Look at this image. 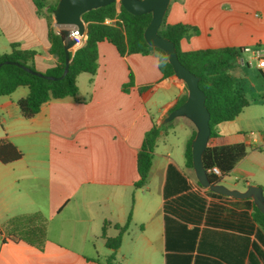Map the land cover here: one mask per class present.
I'll return each instance as SVG.
<instances>
[{
  "label": "crops",
  "instance_id": "1",
  "mask_svg": "<svg viewBox=\"0 0 264 264\" xmlns=\"http://www.w3.org/2000/svg\"><path fill=\"white\" fill-rule=\"evenodd\" d=\"M46 1L61 7L70 0ZM162 16L197 29L181 40L183 51L264 46V0H169ZM52 18L55 33L58 25H76L72 17ZM11 45L34 51L40 73L55 65L46 8L0 0V55ZM97 53L95 74L77 76V100L47 101L26 120L16 104L26 87L0 97V140L22 152L17 161L0 162V264H264V232L251 217L254 201L264 204V134L252 132L264 120V85L205 144L245 148L213 190L185 166L187 140L204 130L200 112L172 113L181 97L187 105L196 100L189 78H163L156 54L121 56L107 41ZM152 125L160 134L146 182L136 188L137 154ZM129 213L120 247L108 249L103 223L114 237L113 225Z\"/></svg>",
  "mask_w": 264,
  "mask_h": 264
},
{
  "label": "trees",
  "instance_id": "2",
  "mask_svg": "<svg viewBox=\"0 0 264 264\" xmlns=\"http://www.w3.org/2000/svg\"><path fill=\"white\" fill-rule=\"evenodd\" d=\"M33 1L38 11L46 8L49 51L56 57L55 65L43 74L59 77L64 70L65 56L61 38L51 24L52 16L58 13L60 6L48 5L46 0ZM168 2L169 0H119V5L112 1L83 12L81 19L86 24L87 38L80 49L70 53L69 68L61 80H47L25 71L22 67L36 71L33 65L35 52L11 45L10 53L0 55V63L11 61L18 65H0V97L10 95L19 87H26L28 94L18 99L16 104L20 116L28 120L47 101L65 97L77 100V76L82 73L95 74L98 66L97 47L100 42H109L121 56L156 54L158 69L163 78L181 72L193 84L195 102L187 105L185 97H181L172 113L182 111L185 107L195 108L200 112L204 130L202 133H192L187 140L184 151L185 166L201 172L200 185L216 190L220 179L245 155L243 144L219 148L205 145L208 140L218 137V124L234 120L249 104L244 91L229 74L239 64L241 48L183 51L180 47L181 40L187 35L196 34L197 29L184 24L166 23L162 13ZM129 77L131 80V76ZM129 84L130 81L123 89L126 90ZM260 101L264 104V95L260 97ZM159 134L160 129L152 125L143 136L137 154L139 178L134 184L136 188L146 182ZM21 158L22 152L16 146L5 139L0 140L1 163L8 164ZM214 166L220 170V176L208 172ZM253 190L251 188L252 195ZM251 217L264 232V204L254 201ZM130 221L129 213L123 225H113L117 231L114 237L106 236L110 224L103 223L101 238L108 249L115 251L120 247Z\"/></svg>",
  "mask_w": 264,
  "mask_h": 264
},
{
  "label": "water",
  "instance_id": "3",
  "mask_svg": "<svg viewBox=\"0 0 264 264\" xmlns=\"http://www.w3.org/2000/svg\"><path fill=\"white\" fill-rule=\"evenodd\" d=\"M99 1L100 0H83L80 3L74 4L70 0V1H65L64 4H62L61 7L59 8L58 13L56 14L57 18L58 17H63V18L66 19V18H71L72 17L71 18L72 21L76 24V25H58L57 26V28H58L57 33H58V35L61 38L62 45H63V50H64V56H65L64 70H63V73L59 77L47 76V75H44L43 73H40L38 71H32V70H30V69H28L26 67H22V66L21 67L25 71H27V72H29V73H31L33 75H36L38 77L47 79V80L57 81V80L63 79L64 76L66 75L67 71H68V68H69L70 53H71L72 46H73V41L71 39V32L73 30H75L77 27H79L81 29L83 28V29L86 30V26L84 25L85 23L83 22V20L81 18L78 17V14L82 15V13L85 12L86 10H88V9L108 4V3H110V2H112L114 0H112V1L104 0L101 3ZM1 64H15V65H18L17 63H14V62H11V61H4L3 63H0V65ZM189 80H190V78H189ZM205 136H206V134L204 135V137Z\"/></svg>",
  "mask_w": 264,
  "mask_h": 264
},
{
  "label": "built area",
  "instance_id": "4",
  "mask_svg": "<svg viewBox=\"0 0 264 264\" xmlns=\"http://www.w3.org/2000/svg\"><path fill=\"white\" fill-rule=\"evenodd\" d=\"M87 38L86 30L77 27L71 32V39L73 41V46L71 52L74 53L76 50L80 49ZM247 55V58L239 59V64L245 65L246 67H251L254 65L255 68L261 70L264 69V46H246L241 48V56ZM208 172L220 176L221 172L217 167H211Z\"/></svg>",
  "mask_w": 264,
  "mask_h": 264
},
{
  "label": "rangeland",
  "instance_id": "5",
  "mask_svg": "<svg viewBox=\"0 0 264 264\" xmlns=\"http://www.w3.org/2000/svg\"><path fill=\"white\" fill-rule=\"evenodd\" d=\"M103 1L104 0H100L99 2L101 3ZM117 3L119 5V0H117ZM243 58H247V55H245ZM246 68H243V70H240V72H233V76L236 79L239 88L245 92L247 100H251L254 97V92L259 88V85H264V78H262L264 76H262L259 69H256L254 65L248 67V72L245 70ZM243 119V116H241L240 124L244 127ZM257 128L258 129L252 130L254 134H257L259 131L264 134V120L261 121L260 125H257ZM245 133L248 134L249 131H245L243 134ZM100 254H102V250H100Z\"/></svg>",
  "mask_w": 264,
  "mask_h": 264
}]
</instances>
